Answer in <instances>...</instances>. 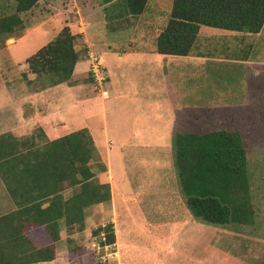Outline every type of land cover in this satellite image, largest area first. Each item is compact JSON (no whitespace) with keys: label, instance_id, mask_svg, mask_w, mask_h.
<instances>
[{"label":"rangeland","instance_id":"1","mask_svg":"<svg viewBox=\"0 0 264 264\" xmlns=\"http://www.w3.org/2000/svg\"><path fill=\"white\" fill-rule=\"evenodd\" d=\"M6 1L7 4L5 0H0V5L3 4L0 8V17L14 11L13 0ZM38 1L33 9L21 14V19L25 24V29L21 34L7 41L5 47H0V116H4L1 110L5 109V116L10 119H6L4 124L8 128L15 126L20 132L14 131L11 135L21 136L22 133H26V130L21 128L25 124L23 122H27L26 118L30 112L28 94L44 90L40 86L41 80L36 79L35 75L29 72L25 60L51 42L65 26L71 25L72 32L76 35L78 28L83 25L86 39L94 45L91 52L103 56L106 62L101 66L106 76L102 90L109 91L112 87V90L122 93L125 98L122 99L123 101L114 102L115 104L107 101L103 106L97 105L90 113H86L85 117H79L78 120H73L72 114L75 112L70 113L67 109L69 100L64 101L62 106L66 108L64 112L68 113L64 115L69 116L70 128L83 126L88 119L90 125L93 126L94 138L106 147L107 143L103 139L100 128L94 129L98 126L97 124H102L100 120L104 119V109L111 119L117 110L119 112L129 111L131 118H135L136 114L146 113L144 110L146 104L143 101H149V98L145 97L146 93L153 90L147 87L150 80L154 83V92L160 96L153 101L163 107H166V99L173 101L172 95H176L178 104H186L190 108L247 107L241 116L244 119L250 118L248 127H253L254 133L259 137L261 134L264 136V111L250 114L253 108L247 106L252 103L249 96L254 97L257 90L250 91L248 88L241 65L220 61H202L197 64L195 61L186 62L185 59H176L171 67L167 63L162 65L161 68L164 69L158 73L156 65H149V67L140 65L133 55H128L124 61L116 60L115 64L108 62L110 57L105 52L109 50L110 52H134L149 50L154 46L158 33L170 17L173 0H148L144 12L132 20L133 27H123L118 31L116 27L121 22L120 24L115 22L114 18L110 19L107 11L103 13L97 8L101 0ZM118 12L124 13L125 10L121 8ZM123 19L127 21V18ZM208 38L211 41L217 39V36L210 34ZM84 43L82 39H76L75 50L80 55L79 60L87 59L88 61V50ZM218 43V45H212L207 42V49L213 51L215 55L220 54L223 48L221 45L228 43V38ZM107 45L111 46L109 50ZM205 49L206 43H203L197 49L194 48L191 54L196 55L201 52L204 55ZM130 58L136 60L133 63L132 61L126 63ZM146 71L151 72L154 78L146 74ZM81 80L83 81L81 96L90 102L91 98H95L99 93L93 87L92 76L89 75ZM28 81H31V84ZM167 87H172L171 94L168 93ZM184 89L186 92H183ZM102 96L106 97V92ZM131 96L135 97L134 101ZM9 102L11 104L8 106ZM90 106H93V102L89 103L88 108ZM78 109L85 111L86 108L79 102ZM147 110L150 111V109ZM254 110H264V108ZM7 127L0 124V135L10 133ZM36 131V128L28 129V135L16 138L26 139L30 135H35ZM247 138L252 140V137ZM160 141L162 145L155 148L128 147L126 160L122 166L119 157L112 156L110 163L114 176V203L107 201L97 208L93 205L85 207L83 221L79 224L67 227L63 220L58 222V230L62 239L59 238L55 243V258L49 262L31 264H264V144L245 143L243 145L247 158L249 196L254 210L251 225H230L227 230L232 231L233 234H223V238L217 240L216 233H212L215 239L210 243L208 237L211 234L206 236L203 233L202 236L207 238L209 246L205 249L202 247L207 243L203 241L194 243L187 229L185 234L180 232L181 225H172V222L163 223L167 218L160 214L167 207L169 209L174 205L173 202L177 204V195L173 194V191L180 190V194L177 192L179 198L183 193L178 183L174 148L169 145L170 141L163 133ZM115 149L118 148L112 147V151ZM94 154L98 159L96 151ZM157 159L160 160V169L151 170L153 161ZM126 171L131 181V187L127 188L121 178V173H126ZM15 185L14 183L12 187ZM125 188L129 190L131 188L133 192ZM73 189L75 191L78 188ZM125 191L128 192L125 193ZM72 192L66 194L65 197L68 198ZM182 197L183 200H179L181 204L186 201L184 195ZM113 206L118 212V221L116 219L117 222L113 223L114 233L118 235L115 234V244L103 247L99 243L103 234L96 235L95 232L98 228L112 223ZM177 207L178 205L175 209ZM17 209L18 205L14 202L0 174V217ZM184 209H186L185 204ZM182 216L184 215L180 218ZM178 221L184 222L180 219ZM122 226H124V231L121 229ZM28 232L36 248H43L51 243V239L43 228L26 226L24 233L28 235ZM160 235L165 241H162L160 247L153 248V239ZM122 239H125L126 243H123ZM175 239L177 241H174ZM145 250H158L159 254L154 257L149 254L150 252L147 254Z\"/></svg>","mask_w":264,"mask_h":264},{"label":"trees","instance_id":"2","mask_svg":"<svg viewBox=\"0 0 264 264\" xmlns=\"http://www.w3.org/2000/svg\"><path fill=\"white\" fill-rule=\"evenodd\" d=\"M147 1L121 0L118 6L136 18ZM13 2L14 11L0 17V47L21 34L25 29L21 14L33 9L38 0ZM263 25L264 0H173L155 48L161 55L187 56L201 27L257 34ZM78 38L65 26L25 60L29 72L41 80V89L69 82L80 58L75 50ZM36 130L26 139L0 135V174L18 205L16 211L0 217V264L52 261L60 238L58 222L63 220L67 227L79 224L85 207L110 200L109 186L92 180L89 164L95 159V147L86 129L52 142L41 141L42 130ZM173 148L179 185L193 218L214 227L251 225L254 210L247 158L237 131L177 134ZM64 183L78 188L67 199L62 195ZM26 226L43 228L51 243L36 248L29 232L24 233ZM101 233V246L115 244L112 223L95 232Z\"/></svg>","mask_w":264,"mask_h":264},{"label":"crops","instance_id":"3","mask_svg":"<svg viewBox=\"0 0 264 264\" xmlns=\"http://www.w3.org/2000/svg\"><path fill=\"white\" fill-rule=\"evenodd\" d=\"M121 0H101V3L97 5V8L102 11L108 12L110 19L114 18L115 22L121 24L116 27V30H121L123 27H133L134 22L132 21L134 18L129 17L125 12H118L121 10L120 4ZM39 2V1H38ZM5 4L7 1L5 0ZM3 7V4L0 5V8ZM73 8H71L72 10ZM74 13V11H72ZM71 12V13H72ZM75 13H78L75 11ZM123 13V14H122ZM114 14V15H113ZM105 15V14H104ZM123 18H127L123 19ZM168 21V20H167ZM82 24L78 22V24ZM167 23V22H166ZM72 32L71 25H68ZM78 28V27H77ZM83 25L78 28V33L80 39H82L85 43L87 48V55L91 52L92 47L94 46L93 43L86 39L85 32L83 30ZM212 30V31H211ZM162 31V30H161ZM160 31V32H161ZM60 32V31H59ZM58 32V33H59ZM159 32V33H160ZM158 33V35H159ZM72 34H74L72 32ZM217 36V39H212L209 41L208 35ZM157 35V36H158ZM204 37V38H203ZM157 38V37H156ZM202 38V39H201ZM228 38V43H223V46L220 54L215 55L213 51L207 49V42L212 45H218V41L224 40ZM202 41V44L200 42ZM204 40V42H203ZM156 41V39H155ZM206 43V49L204 50V55L201 52H198L196 55L191 54L192 51L198 48V46L203 45ZM111 46L107 45V49L109 50ZM89 48V49H88ZM90 51V52H89ZM105 52L110 58L108 60L109 63H116L117 61H124L128 55H133L137 59V62L140 65H149L153 66L156 65L158 73L160 72L162 65L165 63L168 64L169 67L175 63L176 59H185L186 62L195 61L197 64H200L202 61L213 62V61H220L231 63L235 65H241L244 71V81L247 82L248 88L251 90H257L256 95L254 97L249 96L250 103L247 105L248 107H252L250 114L260 113L264 110H254L255 108H264V25L262 30L257 34H248L242 32H231L226 30H217L208 27H201L198 31V35L196 40L192 46L191 52L187 56H172V55H161L156 52L155 44L149 50L144 51H123V52ZM100 55V54H98ZM102 58L103 63L105 64V60L103 56L100 55ZM134 59V60H136ZM168 59V60H167ZM131 58L126 61V63H130L133 61ZM138 63V64H139ZM106 67V66H105ZM142 67V66H141ZM151 69V68H150ZM107 71V69H106ZM152 72L153 68H152ZM149 74L151 78H154L153 74L151 76V72H145ZM33 75V74H32ZM88 75V61L87 59L79 60L75 67L72 74L71 79L67 83L58 84L56 86L46 88L44 90L32 92L28 94V107L30 112L28 113V119L26 118L27 122L21 128L26 130L25 134H21V136L28 135V129H41L42 130V139L41 141L52 142L57 140L61 137L69 135L73 132H77L79 130L86 129L92 139L93 145L95 147V151L97 152L98 159H94L90 162V171L93 174L92 180L98 184H107L110 189V202L114 203V192H113V185H114V176L112 174L111 168V158L112 156H118L121 166L123 162L126 160V150L128 147H141V148H155L160 147L162 145L160 139L162 133L164 136L168 137L170 141L169 145L173 146V140L177 134H193V135H203L205 133H211L214 131L225 130L229 132L237 131L241 136L242 144H254V145H262L264 144V136L261 134L257 135L254 133V128H249L248 125L250 124V118L244 119L241 115L245 113L247 107L242 108L235 107L231 109L221 108L217 109L215 107L210 108H190L187 107L186 104H178L176 95H172L173 101L170 102L166 99V107H163L158 102H154L153 99H157L160 97L155 91L154 83L150 82L147 85L148 88H152L153 90L149 93H146L145 97L149 98V101H143L145 105V112L141 114H136L135 118H131L129 111L122 110L116 111V114L111 119L107 116L105 109L103 111L104 119L100 120L102 122L101 125L97 124L98 126L94 127V129L100 128L102 132V136L104 141L107 143L106 147H103L93 136L92 128L93 126L90 125L88 119H86V124L83 126H77L74 128H70L69 125V116L66 117L64 114H68L64 112L66 108H64L63 102L69 100V105L67 109L70 110V113L75 112L72 117L73 120H78L79 117H85L86 113H90L93 110V107L96 108L97 105H104L105 102H117L125 98L122 93L112 90V87L109 91H106V97H103L101 94H98L95 98L92 97L90 102H87L86 99L82 98L81 96V85H82V78H86ZM150 78V79H151ZM158 80V79H157ZM185 87V85L183 84ZM157 88V87H156ZM168 93L171 94L172 87L166 88ZM94 90V89H93ZM183 92H186L184 89ZM182 92V93H183ZM6 93V92H5ZM79 93V94H78ZM97 93V92H96ZM80 95V96H79ZM132 101H134L135 97L131 96ZM139 98V96H137ZM100 98V100H98ZM83 101V103H82ZM123 101V100H122ZM79 102L85 106V111H81L78 109ZM93 102V106L88 108L89 103ZM185 102V101H184ZM11 103L9 102L7 105L9 106ZM96 104V105H95ZM4 107V106H2ZM5 108V107H4ZM147 109H150L148 112ZM3 110V112H2ZM1 113L4 116H0V124L4 127H7L4 124V121L10 118H6L4 112L5 109H2ZM75 124V122H72ZM8 128V127H7ZM9 132L17 131L15 126L8 128ZM251 130V131H250ZM20 133V132H18ZM15 137H21L14 135ZM252 137V140L247 138ZM110 142V143H109ZM112 147H116L112 151ZM107 150V151H106ZM105 151V152H104ZM95 157V156H94ZM106 159V160H105ZM122 160V162H121ZM127 161L125 162V164ZM104 169L102 170V168ZM124 167V166H123ZM122 167V168H123ZM161 167L160 160L157 159L153 161L150 169L151 170H159ZM122 181L126 184V188L128 186L131 187V181L129 178V173L126 171L121 173ZM179 181V179H178ZM179 183V182H178ZM118 184V183H117ZM65 186V190L63 191L62 195L64 199L66 194L72 192L74 189L73 187L68 186L67 183L63 184ZM77 188V187H76ZM128 191L133 192L130 188L126 189ZM128 191H125L127 193ZM182 191V190H181ZM180 194V190L175 189L173 194L177 195V204L173 202L169 209L168 207L164 212L160 215L167 218L166 221L163 223H168L173 225H181V233L185 234V230L187 229V233L191 236L192 241L194 243L203 241L207 243L202 248L207 249L208 240L207 238L203 237V233L207 236L208 234L211 236L208 237L209 243L215 239V234L217 240L223 238V234H230L233 232L227 230L228 227H214L209 226L206 224L201 223L199 220L189 215V210L187 209L185 201L180 203L179 200H183V195H180L179 198L178 193ZM70 197V196H69ZM184 204L186 209H184ZM101 204L93 205L94 208L99 207ZM178 205L177 209L175 207ZM189 212V213H188ZM113 218L111 220L112 224L118 221V212L116 207L113 206L112 212ZM181 215H184L180 218ZM174 216V217H173ZM117 219V221H116ZM178 219L184 221L179 222ZM60 222V221H59ZM64 223V222H63ZM157 224V222H155ZM124 226L121 227L122 231ZM116 232V231H115ZM117 234V233H115ZM125 234V232H124ZM60 235V234H59ZM118 235V234H117ZM116 235V239L118 241V236ZM62 239V238H60ZM154 242L152 244L153 248H158L161 246L162 241L164 242L163 236H157L153 239ZM215 240V241H217ZM123 243H126L125 239H122ZM174 241H177L175 239ZM211 247V246H210ZM170 249V248H169ZM144 251V249H143ZM145 252L156 257L159 254L158 250H145ZM171 252V251H168Z\"/></svg>","mask_w":264,"mask_h":264},{"label":"built area","instance_id":"4","mask_svg":"<svg viewBox=\"0 0 264 264\" xmlns=\"http://www.w3.org/2000/svg\"><path fill=\"white\" fill-rule=\"evenodd\" d=\"M88 56H89L88 72L89 75L92 76L93 85H94L93 87L99 94L102 95L104 92H106L102 90L106 82V76L104 75V71L101 67L103 65L102 58L100 57V55L93 53H90ZM102 239L104 240L103 235L101 237V240Z\"/></svg>","mask_w":264,"mask_h":264}]
</instances>
